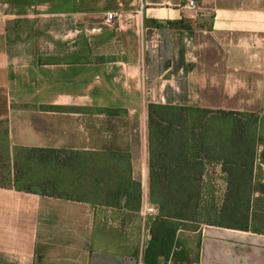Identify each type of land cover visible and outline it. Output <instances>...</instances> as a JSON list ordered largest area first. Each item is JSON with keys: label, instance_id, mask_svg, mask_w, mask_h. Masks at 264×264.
<instances>
[{"label": "crops", "instance_id": "crops-1", "mask_svg": "<svg viewBox=\"0 0 264 264\" xmlns=\"http://www.w3.org/2000/svg\"><path fill=\"white\" fill-rule=\"evenodd\" d=\"M184 1L0 0V122L11 144L80 156L76 197L0 187V264L188 261L184 228L169 256L145 261L152 236L140 198L124 194V169L148 198L151 103L264 115V0H197L198 13L182 10ZM107 11L120 18L102 26ZM15 19L72 20V58L51 60L59 54L50 47L10 53ZM90 34L101 49L113 42L107 56L90 58ZM130 225L138 239L127 242ZM195 232L194 264H264L263 230L205 224Z\"/></svg>", "mask_w": 264, "mask_h": 264}, {"label": "trees", "instance_id": "trees-1", "mask_svg": "<svg viewBox=\"0 0 264 264\" xmlns=\"http://www.w3.org/2000/svg\"><path fill=\"white\" fill-rule=\"evenodd\" d=\"M261 117L255 112L148 105L151 150L148 199L156 205L158 219L152 225L153 236L146 252V262L172 253L176 233L183 226L172 220L262 231L250 225L253 201L258 198L256 195H264V181L256 179L257 158L260 156L264 163L263 147L258 155L260 145L264 144ZM4 135L5 156L14 164L12 186L16 190L66 198L69 195L63 193L62 196L63 190H69L72 196L78 194L80 187L74 178L80 169L79 155L66 149L14 146L7 128ZM212 162L220 164L226 174L228 193L221 207L204 204L206 163ZM23 168L41 179L42 190L16 184L18 172ZM124 173V194L130 201L140 198L142 206L144 196L139 182L132 180L127 168ZM0 187L8 185L0 182ZM204 213L221 217L224 221L201 220ZM231 216L232 221L226 223Z\"/></svg>", "mask_w": 264, "mask_h": 264}, {"label": "rangeland", "instance_id": "rangeland-1", "mask_svg": "<svg viewBox=\"0 0 264 264\" xmlns=\"http://www.w3.org/2000/svg\"><path fill=\"white\" fill-rule=\"evenodd\" d=\"M109 12V11H107ZM106 12V13H107ZM49 21V22H48ZM59 22V25H57L56 21H40L38 24V21L36 19H15L11 21L8 24L7 28V39H6V45L7 50L10 53H15L16 55L21 56L23 53L29 54L36 53L39 50H42L43 47L52 48L53 51L57 52L59 55L58 57L53 58V55L49 58L51 60H68L71 59L72 53L74 51V45L72 44L73 39L75 38V35L78 33L76 30L79 31V27H75L72 23V20L70 19H62ZM47 23L50 24V27L47 26ZM53 23H55V30L60 31V39L53 41V35H52V29H53ZM110 25L112 23L108 22L106 20V14L104 17V23H102V26L104 25ZM50 32H47V31ZM95 31H93L94 33ZM89 38L88 41L90 45L92 46V53L90 58H93L94 60L100 59L102 57L107 56L106 53H102L106 50H109L111 46H113V42H103L104 46H102V49L100 48V40L95 36V34L88 35ZM51 50V49H50ZM22 53V54H21ZM18 61L20 59L18 58ZM261 118L263 119L262 127L264 128V115H261ZM6 127L5 124L0 122V182L6 183L8 185V188L15 189L13 184V178L15 175L14 170V164L12 159L7 158L6 155V147L3 145V140H5V131ZM264 136V135H263ZM15 146V145H14ZM261 148H259L258 155L261 154L262 149L264 148V144L260 145ZM263 147V148H262ZM5 156V158H4ZM206 176L204 178V185L205 189L204 191V204L205 202L210 205L215 206H222L225 203L226 195L228 193L227 189V182L225 180L226 174L223 172L222 167L220 164L217 163H206ZM257 164V171H256V179H260L261 181H264V163L261 162L260 156L257 158L256 161ZM260 168V169H259ZM259 177V178H258ZM16 184H18L21 187H30V188H38L39 190H42V182L39 177L36 176L34 173H30L29 171L25 170L24 168L21 169V171L18 172ZM207 187V189H206ZM264 188V187H262ZM62 191V190H61ZM63 193L66 195H69L72 197V194L69 192V190H63ZM77 195V194H74ZM73 197H76L74 196ZM258 197V198H256ZM256 199L253 201L252 204V221L250 223L251 227L263 230L264 231V195H256ZM153 204V203H152ZM154 205V204H153ZM156 212L149 213L147 215L142 214V220L145 221L148 231L144 234L146 236V239H148L149 234L153 236L152 232V225L153 223L158 219V209L155 205ZM216 220L219 219L220 221H224L221 217H215L213 214L204 213L202 215L201 220ZM232 216L230 219L226 220V223H229L232 221ZM132 220H129L131 222ZM171 222L181 224L182 228L185 229L183 231V239L187 244V248H189L190 252L186 254V259L188 260L185 264H194V261L196 259V250L198 245V233L195 232L199 227H202L205 225V223H197V222H187V221H175L172 220ZM204 222V221H203ZM136 224V221H134ZM130 225L128 229H126V235L125 239L128 242V240H137L138 236H134L135 231L137 229V225L135 226ZM135 229L134 231H132ZM238 230V229H237ZM134 232V233H133ZM143 233V232H141ZM152 240V239H151ZM151 242V241H150ZM193 262V263H192ZM173 264V263H172Z\"/></svg>", "mask_w": 264, "mask_h": 264}, {"label": "built area", "instance_id": "built-area-1", "mask_svg": "<svg viewBox=\"0 0 264 264\" xmlns=\"http://www.w3.org/2000/svg\"><path fill=\"white\" fill-rule=\"evenodd\" d=\"M182 10L198 13L202 11V4L198 3L197 0H185L181 5ZM120 18V13L118 11H109L106 13V20L110 23L115 22ZM143 215L156 212L155 205H153L148 198L144 199L143 207L141 210Z\"/></svg>", "mask_w": 264, "mask_h": 264}]
</instances>
